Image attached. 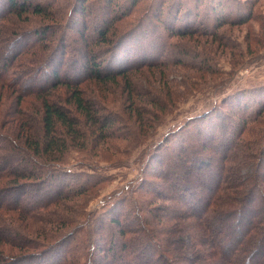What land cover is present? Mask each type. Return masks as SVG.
Returning <instances> with one entry per match:
<instances>
[{
	"label": "trees",
	"instance_id": "16d2710c",
	"mask_svg": "<svg viewBox=\"0 0 264 264\" xmlns=\"http://www.w3.org/2000/svg\"><path fill=\"white\" fill-rule=\"evenodd\" d=\"M87 2L75 0L74 7L79 12L86 9ZM221 4L223 8L227 6L226 2ZM4 5L18 16L29 11L40 15L47 13L44 6L31 0H0V15L5 9ZM102 8L103 11L110 10V5L104 3ZM182 9V2L179 1L177 11ZM177 11H170L164 16L161 12L155 14L159 18L157 22L163 21L170 33L173 22L179 23L181 20ZM244 11L240 9L238 13L243 16ZM107 18L108 15L102 13L95 30L100 42L112 44L108 59L100 62L96 53H91L88 48L72 47L69 49V62L60 63L67 57L64 48L69 41L65 36H60L55 50L49 54L57 56L58 51L64 53L51 61L46 59L40 65L41 74H35V80L28 79L24 83L32 87L35 83L40 84L37 89L29 90L38 93L41 99L40 129L34 131L29 124L24 125L22 118H26L27 113L21 111V116L14 122L19 129L18 133L17 130L14 132L17 139L8 133L0 134L4 142L0 143L3 149H0V215L8 211L18 215L11 222L8 221L18 225L0 220V248L9 245L33 251L14 255L0 249V264H264V147L260 149L262 144L257 137L242 145L244 130L247 129L252 135L256 130L246 124L240 130L243 122H264L259 120L264 113V101L259 100L261 95L255 103L243 98L242 94L233 99L226 98L223 102L231 115L227 114L225 118L224 114L223 122L220 123L217 114L222 112V108L214 113L218 105L213 106L203 113L200 120L207 129L199 122L197 125L186 123L181 140L175 136L169 137L151 157L152 162L156 163L154 168L159 169L158 175L155 180L147 181L145 187L138 182V188L142 194L164 190L173 201L182 198L181 202L185 201L187 205L183 212L176 209L171 213L154 211L150 220L138 219L139 228L128 226L123 220L127 210L124 201L128 199L127 194L131 196L129 202L136 205L135 189L131 184L111 195L114 211L104 219L96 213H89V217L80 222L77 216L84 212H75L67 206V199L81 196L92 188L84 185L86 182L80 176L73 184L69 183V174L63 166L70 141L79 145L80 140L86 139L77 113L95 126L97 136L93 137L94 141H105L115 135L110 132L109 116L100 113L97 102L84 94L80 87L82 78L88 77L105 84L119 76L127 79L129 71L146 64L143 62L155 63L156 59L149 58L156 54L153 42H161L155 37L158 36L155 35L156 30H150L139 20V27L136 25L109 34ZM194 18L195 22L197 16L194 15ZM185 23L172 35L195 32V25ZM82 28L85 32V22L78 29ZM84 32L86 43H90L89 35ZM39 34L44 36L41 32ZM19 36L9 42L10 51L20 45L16 43ZM9 70L7 67L6 75H2L5 76L1 78L3 84L11 82ZM60 84L68 89L64 102L69 107L56 102L48 93L43 94L46 87ZM253 104L258 105V110L254 116L247 117V108ZM1 116L4 117L0 110ZM190 125L195 129L189 131ZM262 134L264 129L258 133L259 136ZM199 140L203 144L200 147L195 144ZM164 145L173 148L175 154L163 151ZM243 167L252 168L246 177L241 174ZM160 182H163L162 186ZM156 185L161 186L160 189H156ZM51 205H59L67 213H50ZM19 219L22 223L24 219L34 220L39 227L45 222L54 229L50 227V231L46 225L45 229L41 228V232L45 233L44 239H33L32 242L18 228H26V225L18 222ZM182 220L185 224L179 226ZM62 226L66 228L61 232ZM20 237L22 239L18 240ZM133 248L139 250L132 253ZM80 250L83 252L79 253Z\"/></svg>",
	"mask_w": 264,
	"mask_h": 264
},
{
	"label": "rangeland",
	"instance_id": "374dc122",
	"mask_svg": "<svg viewBox=\"0 0 264 264\" xmlns=\"http://www.w3.org/2000/svg\"><path fill=\"white\" fill-rule=\"evenodd\" d=\"M86 1H88L85 4L86 9L78 12L74 7L75 0H31L34 4L44 6L47 13L40 15L29 11L22 16L8 11L4 5L5 9L0 15V110L5 119L2 116L0 118V134L1 132L5 135L10 134L17 139L14 132L17 130L18 133L19 129L14 122L21 116V111L27 113L26 118H22L24 125L29 124L34 131L40 129L41 99L38 93L29 91L37 89L40 84L35 83L32 87L24 83L28 79L35 80V74H41L40 65L46 59L51 61L53 57L58 58V55L64 53L58 51L57 56L49 54L55 50L54 46L60 36L63 35L69 40L65 43L67 46L64 45L67 57L60 60V63L69 62V49L72 47L84 50L88 48L91 53H96L98 61L104 62L109 57L112 44L100 42L96 37L95 25L98 26L102 13L108 15L109 34L134 28L136 25L139 27V23L145 24L150 30L155 29V35H158L155 37L161 40L159 43L158 40L153 42L156 54L149 57L150 60L156 59L155 63L143 62L146 64L129 71L127 79L119 76L106 84L97 83L88 77L82 78L80 87L84 94L97 102L99 105L97 110L100 113L109 116L112 127L110 132H114L115 135L105 141H94L93 137L97 136L95 126L75 111L80 117L86 139L80 140L79 145L70 141L71 146L63 162L65 171L69 174V183L73 184L80 176L86 182L84 185L92 187L83 195L73 196L65 201L73 211L84 212L78 216L76 214L80 222L85 221L89 213H96L102 219L108 217L115 207L110 199L111 195L131 184L135 189L136 205L129 202L131 196L127 194L128 199H124L127 210L123 220L128 226L130 224L137 229L138 222L141 219L150 220L154 211L171 213L176 209L183 212L187 208L185 201L181 202L182 198L173 201L167 197L168 194L164 190H159V193L142 194V190L138 188V182L145 187L147 181L156 179L159 169L154 168L156 163L152 162L151 157L165 140L173 136L181 140L185 132L183 128L189 122H192V125L200 123L207 129L200 120L203 113L213 106L219 107L214 113L222 108L223 113L217 114L220 116V123L223 122L224 114L225 118L227 114L231 115L223 102L228 97L233 99L242 94L243 98L255 103L261 95L262 98L259 100L264 101V0ZM179 1L182 2L183 8L180 12L177 11ZM225 2L227 6L223 8L221 3ZM104 3L110 5V10L103 11ZM240 9H245L243 16L238 13ZM170 11H177L181 15L179 23L173 22L171 25L173 28L171 33L167 31L163 21H160L162 25L157 22L159 18L155 15L161 12L164 16ZM194 15L197 16L195 22ZM185 21V24L195 25V32L173 36L172 34L179 31L180 25ZM82 22L87 24L85 32L83 28L78 29ZM40 32L43 37L40 36ZM83 32L89 35L91 41L94 37V41L86 43ZM18 36L20 38L16 43L20 45L18 44L14 51H10L9 42ZM7 67L10 69L11 82L3 84L1 78L5 77L2 75H6ZM45 93L56 102L69 107L64 102L68 93L64 84L46 87L43 94ZM256 104L249 105L247 117L255 115V111L258 110ZM259 120H264V113ZM245 124L253 126L256 131L252 135L245 129L242 145L245 141L249 143L257 137L261 141L262 149L264 134L259 136L258 133L264 129V122H243L240 130ZM192 125L188 126L189 131L195 129ZM179 128L182 129L176 132ZM0 143H4L2 139ZM195 144L199 147L203 145L200 140ZM172 149L165 145L163 147V151L174 155ZM234 150L235 148L232 151ZM204 151L206 153L207 148ZM258 152L255 154L256 157ZM13 159L17 161L16 158ZM230 161L231 158L229 163ZM241 171L246 177L252 172V168L243 167ZM160 183L162 186L163 182ZM161 186L156 185V189H160ZM50 209L52 210L50 213H56L55 211L67 213L62 207L59 208V205H51ZM17 216L15 212L8 211L0 215V220L9 223ZM25 221L24 219L22 223L19 219L18 222L26 225V228L23 229V226L18 228L31 238L32 242L33 239H44L45 233L41 232V228L45 229L46 225L49 230L52 228L45 222L39 227L34 220ZM184 224V220L178 223L179 226ZM63 228L66 226L61 227V232L64 231ZM0 249L14 255L33 252L29 248L20 249L9 245H4ZM137 250L139 249L133 248L132 253Z\"/></svg>",
	"mask_w": 264,
	"mask_h": 264
}]
</instances>
